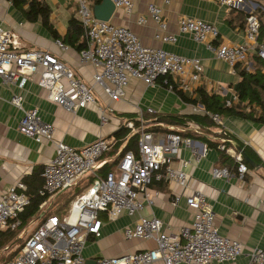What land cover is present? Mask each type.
<instances>
[{
	"label": "built area",
	"instance_id": "built-area-1",
	"mask_svg": "<svg viewBox=\"0 0 264 264\" xmlns=\"http://www.w3.org/2000/svg\"><path fill=\"white\" fill-rule=\"evenodd\" d=\"M76 18L83 29L84 47L79 50V58L94 68L93 82L88 83L74 68L59 55L48 49H23L17 35L9 28L0 25V78L3 83L19 81L23 86L32 80L43 90L50 102L75 112L89 104H97L95 86L108 96L110 101H119L126 94L131 79H139L148 86H155L160 77H175L181 89L186 90L193 81H197L203 71L198 57H187L162 47L143 45L139 37L128 27L117 25L110 20L97 18L93 12V0H75ZM115 9L123 10L129 17L133 11V0H112ZM222 5L242 7L245 10V36L247 44L216 42L219 30L215 23L190 16H181L178 32L189 34L196 42L204 44L216 58L234 68L252 49L264 59V39L258 41L260 20L257 10L264 12V0H218ZM149 16L156 23L158 32L155 38L162 42H174L175 34L165 33L166 22L162 18V9L149 3ZM144 22L141 16L138 23ZM61 50L67 45L55 40ZM167 84V79H163ZM171 87V86H170ZM233 98H227L225 105L232 104ZM24 96L13 94L10 102L22 111L18 121V131L37 143L53 140L54 126L44 121L36 107L24 108ZM99 117L106 123L111 108L97 104ZM194 110L202 107L197 105ZM153 112L152 108H147ZM214 122H220L217 113L208 112ZM187 126L200 132L201 127L193 121ZM123 127L128 129L124 139L120 140L118 151L124 148L127 139L136 134L137 151H124L117 159L114 169L102 175L98 170L110 159L103 158L118 139L113 135L101 136L89 144L77 149L59 140L54 143V155L46 161L41 170L42 185L37 190L47 200L64 190L76 186L87 173L94 176L93 182L71 201L64 214H49L42 219H30L22 229L20 213L30 203L27 186L19 181L11 185L0 196V231L19 229L23 236L19 251L0 264H85L82 254L89 235L101 234L103 221L99 217L104 213L107 220H115L121 214L137 215L132 226H126L123 235L127 239H152L154 248L130 252L114 257L101 256L94 264H150L160 260L162 264H211L212 262L234 261L244 252L242 243L221 235L214 222V214L207 196L194 189L184 196L185 204L192 210L189 224L173 230L169 223L156 216H146L142 210L153 203L157 195L150 188L152 181L174 180L182 187L189 183L185 167L190 162L183 160L179 168L171 165L180 145H190L191 138L183 137L171 127L162 136L157 137L148 130L145 121L139 117L137 122L126 120ZM222 138L220 145L225 148ZM237 162V177L242 178L247 164L240 153L228 148ZM193 160H200L204 149L192 148ZM214 177L229 178L227 168H213ZM142 194L144 199L138 196ZM181 195H175L171 203L177 205ZM35 224L32 230L28 226ZM26 233V234H25ZM7 250V247L3 248ZM248 264H264V246H256L247 252Z\"/></svg>",
	"mask_w": 264,
	"mask_h": 264
},
{
	"label": "crops",
	"instance_id": "crops-1",
	"mask_svg": "<svg viewBox=\"0 0 264 264\" xmlns=\"http://www.w3.org/2000/svg\"><path fill=\"white\" fill-rule=\"evenodd\" d=\"M44 1L51 10L49 20L58 33V38H55L40 21L26 20L9 0H0V25L11 29L17 35L23 49H48L70 64L86 82L92 83L94 68L80 61L79 50L75 46L63 41L67 33L68 21L76 18L77 2L75 0ZM149 3L162 9V18L166 22L164 32L175 34L174 42H162L155 38L158 29L149 16L147 9ZM244 5V9H248V3ZM244 9L222 5L218 0H133V11L129 17L124 15L122 9H115L109 20L131 29L143 45L162 47L187 57H198L203 64V71L199 79L193 81L186 90L180 88L175 77L171 78L174 88L171 84L167 85L164 80L158 79L155 86H148L139 79H131L124 98L119 101H110L101 88L95 86L100 102L112 109L106 123L100 120L97 104L92 103L78 108L73 113L68 112L62 106L47 100L36 82L27 80L21 87L18 80L3 83L0 78V196L19 181L24 182L31 192L42 185L40 174L42 166L54 155L55 141L61 140L79 149L101 136L114 134L123 127L126 120L137 122L139 117H142L146 128L157 137L162 136L172 127L177 132L185 130L182 136L192 140L190 145L181 144L177 155L171 161L174 168H179L183 160L190 161L185 167L189 178L188 186L182 187L174 180L152 181L150 188L155 189L157 195L153 197L151 205L145 206L142 214L154 215L163 222L169 223L171 229L177 230L192 220V210L185 204L184 196L194 189H199L207 196L219 233L239 240L244 247V252L234 261L211 264H248L247 252L256 246H264V124L235 115L218 114L219 123L215 122L216 124L212 126L197 123L201 130L196 132L187 126L192 120H187L184 124H165L164 121H158L161 116H185L192 113L206 114L211 119L201 104L187 101L181 95L197 98L201 89L218 94L224 100L236 96L232 104L238 102L235 84L240 78L235 66L231 68L226 62L216 58L204 44L196 42L189 34L179 33L177 21L183 15L200 18L216 24L219 30L216 42L247 44ZM260 15L264 22V12L261 11ZM141 16L144 22L138 23V18ZM56 39L66 44L67 48L61 50L55 42ZM81 41L83 36L77 40V43ZM253 52L249 49L237 64L252 70ZM16 93L23 94L24 108L36 107L41 118L53 124V140L37 143L18 131L17 126L22 111L10 102L11 96ZM197 105L202 109L194 110L193 107ZM147 108H152L153 112H148ZM222 138H227V141L223 142L225 148H231L235 153L240 154L243 151L249 159L242 156L247 164V171L241 179L237 177L236 159L227 149L220 147ZM192 148L205 150V154L197 162L193 160ZM107 153L103 158L113 160L116 157ZM213 168H227L230 173L229 178L214 177ZM175 195H181L182 198L174 206L171 200ZM56 196L47 200L43 208H49L51 199ZM138 197L144 199L141 193ZM99 217L103 221L101 234L98 237L88 236L82 250L85 260H95L101 256L114 257L155 247L152 239L124 237V228L132 226L137 220V215L129 216L123 213L112 221L107 220L104 213H100ZM39 218L40 216L35 219ZM26 225L24 224L22 229ZM150 264H162V262L157 260Z\"/></svg>",
	"mask_w": 264,
	"mask_h": 264
},
{
	"label": "trees",
	"instance_id": "trees-1",
	"mask_svg": "<svg viewBox=\"0 0 264 264\" xmlns=\"http://www.w3.org/2000/svg\"><path fill=\"white\" fill-rule=\"evenodd\" d=\"M11 3L20 10L26 20L30 22L40 21L41 24L50 30L51 34L58 38V33L52 27V24L49 20L50 8L44 0H9ZM94 4L99 3L101 0H93ZM26 5V6H25ZM260 20L259 26V35L258 41L264 39V22L261 20L260 10L256 11ZM83 29L81 24L77 21L76 18H71L68 21L67 33L63 38V41L67 42L69 45L75 46L76 49L80 50L84 47V40L77 43V40L83 36ZM252 70L247 69V67H241L240 65H235V69L239 75V81L235 84V92L237 94L238 102L226 106L225 100L218 94L208 93L205 90H199L197 98H188L184 94H181L184 99L190 101L194 104H201L205 111L210 113H217L219 115H235L242 118L250 119L256 122L264 124V59L260 58L254 51L252 54ZM167 79V85L171 84V77L163 76L159 78V81ZM174 88V85L171 84ZM187 120H192L196 123H199L204 126H212L216 123L214 120L209 118L206 114L192 113L185 116L169 115L161 116L158 121H164L165 124H184ZM155 129V128H154ZM167 131H170L167 129ZM166 131V132H167ZM174 131V130H172ZM176 131V130H175ZM184 131L178 132L183 135ZM127 133V130L123 127L117 130L113 135L118 139L117 143L112 146L107 154L115 156L113 160L106 162L98 171L104 175L108 170L114 168L116 163V158L120 156L124 151L132 149L137 151V135H131L130 139L125 144L121 152L118 151V145L120 140ZM186 136V133L184 134ZM136 146V148H135ZM41 174V173H40ZM86 179V182L82 188H78L75 191L71 192L70 188L64 190L59 197L55 200V203L58 205L56 210L50 211L48 208L41 207L42 203L46 200V196H40L37 190L41 185L31 192L27 187V194L30 198V203L26 206L23 212L20 213V219L22 225L27 224L30 219L38 218L42 219L43 217L49 214H64L67 212L71 204V201L80 194L84 189H86L94 179L93 174L87 173L82 178ZM48 209V210H47ZM20 232L19 229L11 230L6 229L0 231V249L7 247L11 248V242L15 239V234ZM20 238V236H19ZM22 243L20 244V246ZM20 246L11 253L13 257L20 249ZM11 257L6 258L4 261L10 259ZM2 261V262H4ZM0 262V263H2Z\"/></svg>",
	"mask_w": 264,
	"mask_h": 264
},
{
	"label": "rangeland",
	"instance_id": "rangeland-1",
	"mask_svg": "<svg viewBox=\"0 0 264 264\" xmlns=\"http://www.w3.org/2000/svg\"><path fill=\"white\" fill-rule=\"evenodd\" d=\"M100 98L98 97V102L97 104L99 105H104L102 102H100ZM86 182V179H83V180H80L78 182V184L76 186H73L70 188L71 192L75 191L76 189L78 188H82V186H84ZM61 195L63 194H66V193H60ZM59 194V195H60ZM59 195H57L55 198L51 199V202H50V206H49V210L50 211H53V210H56L58 208V205L55 203V200L59 197ZM47 209V210H48ZM63 213H66V212H63ZM35 227V224H31L30 225V228H28V231L29 230H32L33 228ZM26 234V233H25ZM19 236H22V234L20 232H17L15 234V239L11 242V248H9V250H1L0 249V262L4 261L6 258L8 257H11V253L16 250L18 248V246H20V244L22 243L23 241V237L19 238Z\"/></svg>",
	"mask_w": 264,
	"mask_h": 264
},
{
	"label": "water",
	"instance_id": "water-1",
	"mask_svg": "<svg viewBox=\"0 0 264 264\" xmlns=\"http://www.w3.org/2000/svg\"><path fill=\"white\" fill-rule=\"evenodd\" d=\"M115 11V6L112 0H101L99 3L93 5L94 15L102 20H109ZM241 151V150H240ZM241 155L247 159V155L241 151ZM95 260H86L85 264H94Z\"/></svg>",
	"mask_w": 264,
	"mask_h": 264
}]
</instances>
